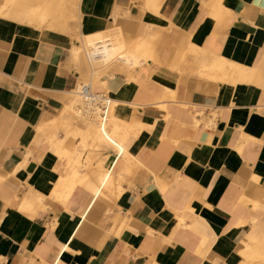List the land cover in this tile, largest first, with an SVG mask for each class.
Masks as SVG:
<instances>
[{"label": "crops", "instance_id": "obj_1", "mask_svg": "<svg viewBox=\"0 0 264 264\" xmlns=\"http://www.w3.org/2000/svg\"><path fill=\"white\" fill-rule=\"evenodd\" d=\"M77 8L0 20V264H264V0ZM99 34L141 65L74 61ZM91 78L116 104L98 143L64 107Z\"/></svg>", "mask_w": 264, "mask_h": 264}, {"label": "bare ground", "instance_id": "obj_2", "mask_svg": "<svg viewBox=\"0 0 264 264\" xmlns=\"http://www.w3.org/2000/svg\"><path fill=\"white\" fill-rule=\"evenodd\" d=\"M7 1L8 2L0 10V14L6 13L13 18H20L22 22L29 21V23L34 26H41L42 24H44V26L47 24L50 25L49 22L54 18L57 22L53 21L52 25L55 24L56 27H60L61 29H78L79 27L77 11L79 8H77V6L80 0H76V3H74L75 5L72 7H68V4L64 0ZM51 16H53V18H51ZM136 53L127 52L125 44L120 38L112 39L105 36V34L82 36V40L79 41V44L76 45L72 51V55L76 59H74V61L77 62V58L80 59L81 55H84L85 61L91 68L108 66L112 63H121L127 68L135 69L143 62V60H141L143 56ZM189 53L191 54V52ZM185 57L186 54L184 58ZM100 74L102 73H99V77H101ZM83 75H85V73ZM94 82V78L90 80H80L76 88L67 92V102L65 101L66 105H64V107L65 112L70 113L79 123L85 124L89 129H94L98 136L104 137L106 135L104 128L108 122L109 116L114 112L116 104H114L115 102L110 104L109 101H106V97L97 93L95 94L93 91L95 86ZM106 84L107 83L102 82L99 86L104 90L106 89ZM85 89H89V95H84ZM106 102L108 104L105 109L102 105ZM104 113L107 116L106 118L103 117ZM96 133H93V135H96ZM120 134L121 131H119V126H116L112 135L116 136ZM123 134L124 133H122V135Z\"/></svg>", "mask_w": 264, "mask_h": 264}, {"label": "rangeland", "instance_id": "obj_3", "mask_svg": "<svg viewBox=\"0 0 264 264\" xmlns=\"http://www.w3.org/2000/svg\"><path fill=\"white\" fill-rule=\"evenodd\" d=\"M67 4V6L68 7H72L73 5H75L74 3H76L75 1L76 0H64ZM8 1L7 0H0V10L3 8V6L7 3ZM70 3V4H69ZM3 17H7V18H11V19H14L15 21H9V20H4V21H7V22H9V23H12V24H14V25H16L17 27H19V28H24V27H29V29H31V30H33V31H38V30H40V29H43V28H55L56 26H55V24H53L52 25V23H53V21H55V22H57L54 18H53V16H51V18H53V20L51 21V22H49L50 23V25L49 24H47V25H45L44 26V24H42L41 26H34V25H32V26H30L31 25V23H29V21L27 22V21H21V19L20 18H16V17H11V16H9L8 14H6V13H4V14H0V20H3L2 18ZM53 26V27H52ZM37 27H39V28H37ZM95 86H94V90H95V88L97 87V86H99V84H97L96 83V79H95ZM93 90V91H94ZM94 93H95V91H94ZM96 94V93H95ZM99 95H101V94H99ZM103 95V94H102ZM107 102L106 103H104V105H102V106H104V108L106 109V107H107ZM103 116H105V115H103ZM111 135H112V133H111ZM113 136V135H112ZM119 135H116L115 137H118ZM126 135H123L121 138L123 139L124 137H125ZM105 137V136H104ZM104 137H98V135H97V140H96V143H98V142H103L104 141ZM114 137V136H113ZM94 162V161H93Z\"/></svg>", "mask_w": 264, "mask_h": 264}, {"label": "built area", "instance_id": "obj_4", "mask_svg": "<svg viewBox=\"0 0 264 264\" xmlns=\"http://www.w3.org/2000/svg\"><path fill=\"white\" fill-rule=\"evenodd\" d=\"M89 89H85L84 90V95H89L90 94V92L88 91Z\"/></svg>", "mask_w": 264, "mask_h": 264}]
</instances>
